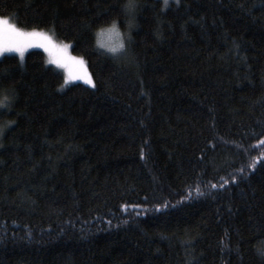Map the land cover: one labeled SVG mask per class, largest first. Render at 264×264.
Segmentation results:
<instances>
[{
    "label": "trees",
    "instance_id": "trees-1",
    "mask_svg": "<svg viewBox=\"0 0 264 264\" xmlns=\"http://www.w3.org/2000/svg\"><path fill=\"white\" fill-rule=\"evenodd\" d=\"M124 3L0 0L95 81L0 58V264H264V0Z\"/></svg>",
    "mask_w": 264,
    "mask_h": 264
},
{
    "label": "snow or ice",
    "instance_id": "snow-or-ice-1",
    "mask_svg": "<svg viewBox=\"0 0 264 264\" xmlns=\"http://www.w3.org/2000/svg\"><path fill=\"white\" fill-rule=\"evenodd\" d=\"M165 4L167 5V0H165ZM124 7L125 6L123 5V8ZM107 31L109 33V38L113 35L117 38L121 36L120 32L115 27L108 29ZM102 34L103 30H101V33L98 34V36ZM37 41L39 42V45L45 48L50 54L53 52L58 54V58L54 59L52 63L67 68L69 63L72 62L78 64L79 67L84 70L81 75L65 77L66 84L69 79H81L84 80L85 83L95 87V82L91 77V73L87 71V62L83 57H73L68 53V48L71 47V45L58 44L49 32L37 30L36 28L26 31L24 28L12 23L9 18L0 16V53L15 51L19 53L21 58H23L25 50L30 47L33 42ZM97 44L107 47L110 52H116L117 50L124 48L122 40H119L117 43L102 44L101 40L98 39ZM261 143H264V141H261ZM252 167H255V165L253 164ZM241 171H243V169H241ZM233 179H235V177H233ZM225 183H227V181H225Z\"/></svg>",
    "mask_w": 264,
    "mask_h": 264
},
{
    "label": "rangeland",
    "instance_id": "rangeland-1",
    "mask_svg": "<svg viewBox=\"0 0 264 264\" xmlns=\"http://www.w3.org/2000/svg\"><path fill=\"white\" fill-rule=\"evenodd\" d=\"M171 1H172V0H167V5H168ZM164 3H165V0H164ZM0 16H1V15H0ZM5 17L9 18L10 21H11L12 23H15V24H16L15 20H14L12 17H9V16H5ZM25 30H26V31H30L31 29H25ZM37 30H42V29H37ZM107 30H108V29L105 28V29L103 30V34L99 36V39L101 40V43H102V44L117 43V42H119V40H122L123 43H125V41H124V39H123V33H122V32H120L121 36H120L119 38L115 37L114 35L111 36V38H109V33H108ZM42 31L49 32V33L53 36V39H54L58 44H67V45H71V43H69V42H65V41H61V40H59V39L56 37V35H55L53 32H51V31H48V30H42ZM100 46H101V45H100ZM101 47L104 48L105 50H108L107 47H103V46H101ZM31 49H41V50H43V51L46 53V55H47V60H48V62H49L50 64L54 65L55 67H57L58 69H60V70L63 72L64 77L73 76V75H81V74L83 73V71H84L82 68L79 67L78 64H75V63H72V62L69 63V66H68L67 68L60 67V66H58L57 64L52 63V61H53L54 59H57V58H58V54L55 53V52H53V53L50 54L48 51L45 50V48H43V47H41V46L39 45V42H38V41H37V42H33L32 45H31L30 47H28V48L25 50L23 56H25V54H26L29 50H31ZM121 50H122V49H120L119 52H121ZM108 51H109V50H108ZM109 52H110V51H109ZM119 52H118V53H119ZM68 53H69L71 56H73V57H82V56H79V55H76L75 53H73L71 47L68 48ZM111 53H112V52H111ZM118 53H116V54H118ZM6 54H17V55H19V53L15 52V51H6V52H4V53H0V58L3 57V56L6 55ZM19 56H20V55H19ZM83 59L85 60V58H83ZM85 61H86V60H85ZM87 71L91 73L88 64H87ZM91 77H92V79L94 80V77H93L92 73H91ZM78 81L85 83V81H84V80H81V79H76V80L69 79V81H68L67 84L74 83V82H78ZM94 82H95V81H94ZM86 84H87V83H86ZM88 85H89V84H88Z\"/></svg>",
    "mask_w": 264,
    "mask_h": 264
},
{
    "label": "clouds",
    "instance_id": "clouds-1",
    "mask_svg": "<svg viewBox=\"0 0 264 264\" xmlns=\"http://www.w3.org/2000/svg\"><path fill=\"white\" fill-rule=\"evenodd\" d=\"M131 5V7H130ZM124 11L131 17L127 24L126 30L120 29L119 22L117 20H112L108 25H104V28L111 29L115 27L119 32L123 33V39L125 42L130 41L132 39V32L135 27V20H134V14H135V8H136V0H125L124 3ZM124 47H125V43ZM119 50L116 52H112L113 54L118 53Z\"/></svg>",
    "mask_w": 264,
    "mask_h": 264
}]
</instances>
